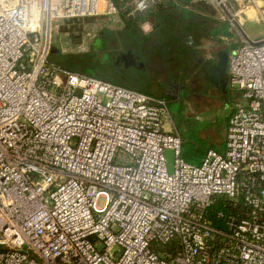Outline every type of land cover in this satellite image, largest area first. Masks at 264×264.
Wrapping results in <instances>:
<instances>
[{
  "label": "built area",
  "instance_id": "2783aa9c",
  "mask_svg": "<svg viewBox=\"0 0 264 264\" xmlns=\"http://www.w3.org/2000/svg\"><path fill=\"white\" fill-rule=\"evenodd\" d=\"M203 1L240 36L228 75L243 102L225 151L196 166L165 99L50 62L60 22L117 14L114 0H0V264H264V38L241 20L264 22V5ZM218 197L239 208L222 228Z\"/></svg>",
  "mask_w": 264,
  "mask_h": 264
},
{
  "label": "rangeland",
  "instance_id": "374dc122",
  "mask_svg": "<svg viewBox=\"0 0 264 264\" xmlns=\"http://www.w3.org/2000/svg\"><path fill=\"white\" fill-rule=\"evenodd\" d=\"M114 2L116 5V1ZM258 4L263 6L264 0H260ZM208 10L215 19H220L216 11L211 8ZM252 12L255 13L253 10ZM127 16L128 12L125 9H118V13L113 15L60 22V26L53 32L51 64L144 93H152L151 90L156 85H161L162 89L168 90L170 81L176 79L177 85L180 88L183 87V93L181 95L178 88L172 93L173 100L168 105L169 119H167L166 129L182 134L184 140L182 159L184 161L202 162V156L207 150L223 148L227 118L236 104L243 102L241 94L238 92L239 94L232 96L223 95V90L220 88L223 87L222 85L217 86L212 83L210 77L206 79L202 76L200 65L196 63L197 58L191 60L187 68L180 67L179 61H176L173 67V62L174 72L168 68L162 70L168 58L163 57L165 53L160 54L159 51L157 58L162 59L159 64L163 65L149 62L148 59L138 61L136 56L133 62L125 61L123 56L128 51L138 48V36L146 35L140 24L137 25L140 35L138 32L136 34L129 30ZM230 28L231 35L228 44L232 48H237L241 43L240 36L232 25ZM244 31L253 41L263 39L264 22L246 21ZM174 32L162 25L159 34H164L165 37L162 36V39L167 41L164 45L161 44L163 50L166 49L165 45H169L173 50L172 55L176 57V50L179 46L177 39H173ZM220 70L221 76L226 78L227 62H224L223 66L220 65ZM180 71L183 75H179ZM227 84L230 88L229 75ZM119 156L121 160L125 159L123 152ZM102 203L101 201L100 205Z\"/></svg>",
  "mask_w": 264,
  "mask_h": 264
},
{
  "label": "crops",
  "instance_id": "0c3cea01",
  "mask_svg": "<svg viewBox=\"0 0 264 264\" xmlns=\"http://www.w3.org/2000/svg\"><path fill=\"white\" fill-rule=\"evenodd\" d=\"M114 1H116L118 9H125V11L128 12L127 18L129 19L128 21H130L129 30L137 34V32L139 33L137 30L138 24H140L141 28L146 23H148L151 27V30L146 32V35L142 36L139 33L140 36H138L139 40L137 41L139 44L138 48L133 51L130 50L133 54L135 53V55L137 54L140 56V58H136L138 61H141L142 59H145L146 61V59H148L149 62L159 64L162 60L157 58L159 57L157 54L159 51L161 52L160 54L165 53V56L163 57L168 58L166 63L164 61L165 64L162 70L168 68L174 72L173 67H175L176 61H179L180 67L183 66L187 68L189 67L190 61L197 58L196 63L200 65L199 67L201 70L200 72H202V76L206 79L210 77L209 79L212 80V83H215L217 86L222 85L223 87L220 88L223 90V95L232 96L234 94H239L238 91L233 90L231 87L229 88L227 84L228 61L226 78L222 77L220 72V65L222 64L223 66L224 58L227 57V60H229V56L236 49L234 47L232 48V46L228 44V39L231 35L230 24L220 20L219 18V20L215 19L211 15L212 13L210 14L211 11L208 10L210 7L203 0H157L147 4L141 10L137 7L138 0ZM132 1H134V3H132ZM241 20L243 23L246 21H258L252 11H248L247 17L243 16L241 17ZM162 25L175 31L173 39H177L179 46L178 50H176V57L172 55L173 50L169 45H165V50H163V46H161V44L164 45L165 42H167L162 39V36L165 37V35L159 34ZM186 44H188V46L185 47ZM200 53L201 57L198 58ZM179 75H183V72L180 71ZM170 82V84H178L176 79H173ZM178 87L179 86L177 85V88ZM179 89L180 94L182 95L183 87H179ZM130 90L137 91L154 98L167 100V90L162 89L161 85L153 87L151 90L152 93H144L135 89ZM173 92H175V89ZM231 115L227 118V128ZM167 125L168 120L166 126ZM227 128L224 134L225 141ZM173 132L176 131L174 130ZM177 133L179 134L178 131ZM225 141L224 143L222 142L223 148L216 151L220 153L225 151ZM211 149L215 150L213 148ZM205 156L203 157V160ZM202 162L200 161L195 165L199 166Z\"/></svg>",
  "mask_w": 264,
  "mask_h": 264
},
{
  "label": "trees",
  "instance_id": "16d2710c",
  "mask_svg": "<svg viewBox=\"0 0 264 264\" xmlns=\"http://www.w3.org/2000/svg\"><path fill=\"white\" fill-rule=\"evenodd\" d=\"M181 136H182V134H181ZM182 139H183V136H182ZM209 150H211V149H209ZM209 150H207V152ZM207 152L203 154L202 158L205 156V154H207ZM187 163L192 164V165L198 164V162H191V163L187 162ZM233 209L234 208L232 207V205L228 199H226L224 197H218L217 199H215V202H214L213 206L210 208L208 214H209L210 219L214 222V225L218 228H222L224 226V223L222 220L217 218L218 213L224 212L227 215V214H231L232 212H239V208L236 210H233Z\"/></svg>",
  "mask_w": 264,
  "mask_h": 264
},
{
  "label": "flooded vegetation",
  "instance_id": "af4514ba",
  "mask_svg": "<svg viewBox=\"0 0 264 264\" xmlns=\"http://www.w3.org/2000/svg\"><path fill=\"white\" fill-rule=\"evenodd\" d=\"M141 44V43H140ZM136 56V58H140V56L139 55H135V53L133 54L131 51H128L127 52V54H125L123 57H124V60L125 61H127V62H133V59H134V57ZM177 88V84L175 85V83L174 84H170L169 83V88H168V90H167V99H170L169 101H167V103H168V105H169V103H171L172 101L171 100H173V97H172V93H174L173 91H174V89H176ZM178 91H179V93H180V89H179V87H178Z\"/></svg>",
  "mask_w": 264,
  "mask_h": 264
},
{
  "label": "water",
  "instance_id": "95a60500",
  "mask_svg": "<svg viewBox=\"0 0 264 264\" xmlns=\"http://www.w3.org/2000/svg\"><path fill=\"white\" fill-rule=\"evenodd\" d=\"M227 57L224 58V62H227ZM167 157H168V168H169V171L172 172L173 171V152L172 151H168L167 153Z\"/></svg>",
  "mask_w": 264,
  "mask_h": 264
},
{
  "label": "bare ground",
  "instance_id": "6f19581e",
  "mask_svg": "<svg viewBox=\"0 0 264 264\" xmlns=\"http://www.w3.org/2000/svg\"><path fill=\"white\" fill-rule=\"evenodd\" d=\"M252 11V10H251ZM254 11V10H253ZM253 15H255V13H253ZM254 17V16H253Z\"/></svg>",
  "mask_w": 264,
  "mask_h": 264
}]
</instances>
